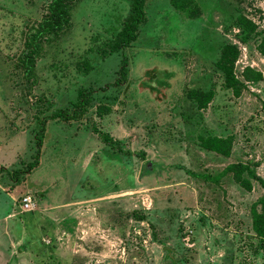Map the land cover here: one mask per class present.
I'll list each match as a JSON object with an SVG mask.
<instances>
[{"label":"rangeland","instance_id":"obj_1","mask_svg":"<svg viewBox=\"0 0 264 264\" xmlns=\"http://www.w3.org/2000/svg\"><path fill=\"white\" fill-rule=\"evenodd\" d=\"M135 1L75 0L69 24L38 40L26 76L24 51L51 0H0L5 262L264 264L252 218L260 181L245 172L248 189L233 173L214 180L186 170L214 177L242 162L264 178V77L246 73L264 75V0H146L138 38L110 52ZM228 45L239 49L240 96L218 63ZM88 62L86 74L79 66ZM198 90L215 93L206 108V94L191 96ZM215 135L234 137L230 155L201 145ZM27 193L33 210L21 207Z\"/></svg>","mask_w":264,"mask_h":264},{"label":"trees","instance_id":"obj_2","mask_svg":"<svg viewBox=\"0 0 264 264\" xmlns=\"http://www.w3.org/2000/svg\"><path fill=\"white\" fill-rule=\"evenodd\" d=\"M75 0H51V2L48 5V15L45 16L41 22H40V28L34 35L30 37V46L24 51L25 57L23 65L26 67L25 75L30 76L33 62L41 56L42 53V46L39 45L38 40L43 36L50 34L53 31H60L65 28L70 22V16H71V6ZM146 0H136L134 5V13L131 15L129 19H127L125 22H123L122 27H114L115 30L117 29L118 32L112 36V38L108 39V42L106 45L110 47V52H114L124 46H129L132 44L134 40L138 38L139 35V28L140 25L145 21L146 14L144 10V4ZM180 9H183L185 12H190L189 9L180 6ZM245 22H249L248 19H245ZM251 23V22H249ZM252 27L254 28V24L252 22ZM259 50L264 54V36L259 44ZM106 49H103V53L106 54L107 51H104ZM239 49L235 45H228L226 46L221 54V57L218 61L219 66L224 71L225 77H226V84L228 87H233L234 93L238 96L242 93V87L240 85L244 86L245 83L241 81L234 72L235 67V61L238 57ZM81 71L84 73H89V71L93 68L91 64L83 63L80 66ZM125 69H123L124 71ZM247 79L250 81H260L263 79L264 75L261 71L253 69L251 67H248L247 69ZM150 74L147 78H153L155 73H151V70L149 71ZM200 91H193L191 92V96L195 97L197 95H201L202 93L206 94L207 98L203 101V103L200 106V108H206L209 103L214 98V91H201L202 93H199ZM190 94V93H189ZM63 112V111H62ZM64 113V112H63ZM60 113H56L57 116H59ZM97 132L98 130L95 129ZM104 136L105 140L109 141L111 144L118 146V148L123 149L121 143L114 139L111 135L108 133H101V136ZM233 141L234 137H223V136H207L203 137L201 139V145L204 148L214 150L216 152H219L223 155H230L232 153L233 149ZM124 153L131 154L132 152L128 150H124ZM138 155L145 156V153L143 151L137 152ZM180 167V165H179ZM183 168H186L184 165ZM187 172L194 176H204L209 179L214 180H220L223 176L227 175L228 173H233L236 180L241 183L244 187L248 189H252V181L250 177L244 176L245 172H248L249 176H251L254 179H257L260 181L264 188V178L259 176L252 167L247 163L242 162H235L228 164L223 170H221L217 175L212 177L208 174H201L196 171L187 169ZM258 205H261V209L258 208ZM252 218H253V229L257 233V235L264 239V193L262 197L253 203L252 206Z\"/></svg>","mask_w":264,"mask_h":264},{"label":"built area","instance_id":"obj_3","mask_svg":"<svg viewBox=\"0 0 264 264\" xmlns=\"http://www.w3.org/2000/svg\"><path fill=\"white\" fill-rule=\"evenodd\" d=\"M37 205V201L32 194H25L21 199V207L24 210H33Z\"/></svg>","mask_w":264,"mask_h":264},{"label":"crops","instance_id":"obj_4","mask_svg":"<svg viewBox=\"0 0 264 264\" xmlns=\"http://www.w3.org/2000/svg\"><path fill=\"white\" fill-rule=\"evenodd\" d=\"M8 247H10L9 244L2 245L0 243V264H8L5 262L6 260H8V256H10Z\"/></svg>","mask_w":264,"mask_h":264}]
</instances>
